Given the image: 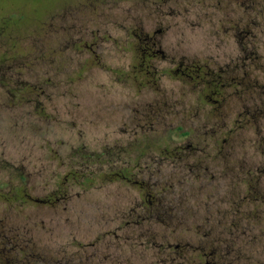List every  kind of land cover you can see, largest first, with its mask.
I'll use <instances>...</instances> for the list:
<instances>
[{
  "label": "rangeland",
  "instance_id": "obj_1",
  "mask_svg": "<svg viewBox=\"0 0 264 264\" xmlns=\"http://www.w3.org/2000/svg\"><path fill=\"white\" fill-rule=\"evenodd\" d=\"M140 2L0 0V233L32 241L43 261L32 264H174L159 250L170 243L213 252L217 264H264V113L224 142L236 102L204 106L172 63H156L158 84L140 86L139 50L126 46L129 25L147 17ZM164 18L170 56L238 50L218 16ZM245 26L264 41V17ZM96 32L102 43L90 50ZM176 149L190 155L167 153ZM136 163L151 166L137 178L164 196L162 215L143 224L138 189L105 174ZM255 166L262 184L241 202L251 190L243 170ZM52 195L65 200H32Z\"/></svg>",
  "mask_w": 264,
  "mask_h": 264
},
{
  "label": "flooded vegetation",
  "instance_id": "obj_2",
  "mask_svg": "<svg viewBox=\"0 0 264 264\" xmlns=\"http://www.w3.org/2000/svg\"><path fill=\"white\" fill-rule=\"evenodd\" d=\"M140 1L142 10L151 19L146 17L145 21H140L137 24L131 23L127 30L130 32L132 39L126 41L127 47H134L139 50V54L136 56L139 64L134 67L133 73L135 74L136 82H139L140 86L149 88L157 85L160 79V70L155 64L166 62L172 63L176 67L175 71H173L174 75L192 86L193 92L199 96L198 101L204 106L211 105V109L218 110L221 106L230 105L233 101L236 102L240 106L238 117L234 120L236 129L226 132L228 137L224 139V142H227V139L232 137L236 131L244 129L246 124L256 123L260 120L261 115L264 113V83L260 79L264 68L262 69L258 63H264V41L261 39H250L253 30L251 27H248L247 30L245 17L251 15L264 17V0ZM130 10L134 11V7ZM167 10L174 12H182V10L194 11L197 14L205 13L206 15L218 16L217 24H220L225 29L226 36L233 35L236 38L238 50L225 51L223 59L218 55H214L206 56L205 58L196 56L189 60H182L177 59L176 56L168 55L164 50V37L169 30V27H165L164 18ZM93 36L96 39L85 44V47L90 50L100 47L102 43L97 39V32L93 33ZM253 37L256 38V35L253 34ZM222 42H226L225 39H222ZM254 68L259 71L260 75L256 81L255 78L253 79L254 83L252 84L251 77ZM251 96H254V98ZM241 123H244V125H240ZM187 149L190 150L192 147L188 145ZM167 153L180 160L185 159L184 155H190V153H184L177 149L174 152L167 151ZM193 154L195 153L191 155ZM150 169V165L144 167L140 163H136L134 166H126L122 169L115 168L114 170L112 169L113 171L105 173L111 176L109 179L112 181L130 183L138 189L140 202L136 204L137 207L134 210L137 212L141 210V213L138 214L136 224H143L159 217L158 215H162V206H164L163 194L160 192L155 194L154 185L137 178L138 174L148 173ZM245 169V171L243 170V175L247 178L244 181H249L247 183L251 190L246 193L247 196H243L241 202H247L253 188H257V182H260L258 184L260 186L263 180L259 177L261 176L260 168L255 166V168ZM206 170L208 171V169ZM32 200L35 203H40V205L55 206L65 200V197L52 195L47 199ZM10 244L13 245V250L17 249L19 257H21L22 250L27 248V245H24L25 248L23 247L20 234L14 236L4 231L0 233V248L6 250ZM27 244L34 246L32 241ZM159 250L175 256L178 264H217L213 252L193 247L190 243L175 245L170 243L164 249L160 248Z\"/></svg>",
  "mask_w": 264,
  "mask_h": 264
},
{
  "label": "trees",
  "instance_id": "obj_3",
  "mask_svg": "<svg viewBox=\"0 0 264 264\" xmlns=\"http://www.w3.org/2000/svg\"><path fill=\"white\" fill-rule=\"evenodd\" d=\"M20 89L22 90V88H20ZM30 89H32V88L30 87ZM92 179L93 178H89L86 181L92 182ZM76 180H77V178H76ZM16 197L19 198V199H21V202L23 200H25V198L27 197L25 188L18 189L17 190ZM10 245L8 246V248L6 250L0 251V264H32L34 262L43 263V261H41L39 259L40 257L38 256V253H34L33 252V250L35 249V247L33 245H31V246H33L34 249L32 247L25 248L24 247V244H23V247L25 249L22 247L24 250H22L21 257H19L17 255V249L13 250L12 249V246L13 245L12 244H10ZM0 249H2V248H0ZM214 257H216V256H214ZM7 260L10 261V262L8 263ZM167 260L170 263L178 264V261H177V259H175V256H172L170 254H168V259ZM60 264H65V261L64 260H61Z\"/></svg>",
  "mask_w": 264,
  "mask_h": 264
}]
</instances>
